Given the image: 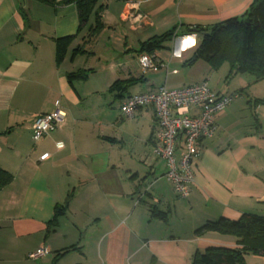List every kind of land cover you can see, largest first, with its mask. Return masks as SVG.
I'll return each instance as SVG.
<instances>
[{"label":"crops","instance_id":"obj_1","mask_svg":"<svg viewBox=\"0 0 264 264\" xmlns=\"http://www.w3.org/2000/svg\"><path fill=\"white\" fill-rule=\"evenodd\" d=\"M254 2L102 0L104 28L90 38L66 0H0V168L13 176L0 190V264H192L208 248H238L232 236L196 231L222 218L264 217V81L195 54L199 29L242 19ZM174 30L150 54L166 68L144 73V45ZM189 37L196 44L185 48ZM78 73L84 77L71 82ZM118 81L122 94L111 92ZM204 83L240 98L217 117L216 136L202 141L195 185L182 200L153 154L155 111L129 119L121 107L131 96ZM58 101L65 123L34 142L36 117ZM41 249L49 255L29 258Z\"/></svg>","mask_w":264,"mask_h":264},{"label":"trees","instance_id":"obj_2","mask_svg":"<svg viewBox=\"0 0 264 264\" xmlns=\"http://www.w3.org/2000/svg\"><path fill=\"white\" fill-rule=\"evenodd\" d=\"M34 1L57 5V0ZM66 1L77 8L80 31L90 26L89 37H98L104 28L101 14L105 7L102 0ZM199 32L203 35V40L195 54L196 60H202L213 67L227 62L237 74L251 75L258 82L264 81V0H255L248 14L242 19H231L211 29H199ZM177 36L176 30L169 32L145 44L144 50L152 54ZM59 59H63L62 50L59 52ZM83 77V73L70 74L69 80L72 82ZM125 85V82L118 81L111 87V92L122 94L127 88ZM12 180L13 176L0 168V190L7 187ZM64 209H60L59 214ZM153 214L160 219H166L163 213ZM208 233L232 236L237 239L238 248H208L202 253L197 252L192 264H248L246 255L249 253L264 257V217L244 215L239 221L222 218L207 222L196 231L197 236ZM71 250L73 249L64 251L60 256L67 255Z\"/></svg>","mask_w":264,"mask_h":264},{"label":"built area","instance_id":"obj_3","mask_svg":"<svg viewBox=\"0 0 264 264\" xmlns=\"http://www.w3.org/2000/svg\"><path fill=\"white\" fill-rule=\"evenodd\" d=\"M136 8V7H135ZM144 19L132 14L127 20ZM139 62L144 73H157L166 65L160 64L148 53L140 56ZM240 94H217L208 84L189 86L180 90L161 88L142 95L128 98L121 107L126 118H134L141 109L155 111L158 131L155 138L153 154L167 165L166 179L172 185L179 199L190 198L195 185V163L201 155V143L212 139L217 134V117L231 106ZM67 114L61 102H56L55 111L51 114L38 115L33 124V140L38 143L56 132L66 121ZM56 148H65L59 142ZM182 150L180 159L177 153ZM50 154L41 157L44 162ZM49 255L47 249H41L30 255L33 261Z\"/></svg>","mask_w":264,"mask_h":264},{"label":"rangeland","instance_id":"obj_4","mask_svg":"<svg viewBox=\"0 0 264 264\" xmlns=\"http://www.w3.org/2000/svg\"><path fill=\"white\" fill-rule=\"evenodd\" d=\"M246 260L248 264H264V257L256 256L253 253L246 255Z\"/></svg>","mask_w":264,"mask_h":264},{"label":"clouds","instance_id":"obj_5","mask_svg":"<svg viewBox=\"0 0 264 264\" xmlns=\"http://www.w3.org/2000/svg\"><path fill=\"white\" fill-rule=\"evenodd\" d=\"M195 44H196V40L194 38H192V37H189V38H187V39L184 40V46H185V48L187 46H189V45L195 46Z\"/></svg>","mask_w":264,"mask_h":264}]
</instances>
